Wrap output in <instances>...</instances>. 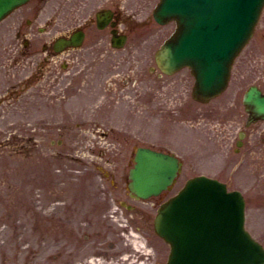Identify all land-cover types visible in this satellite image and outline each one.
<instances>
[{"label": "rangeland", "instance_id": "rangeland-1", "mask_svg": "<svg viewBox=\"0 0 264 264\" xmlns=\"http://www.w3.org/2000/svg\"><path fill=\"white\" fill-rule=\"evenodd\" d=\"M6 26V22L0 25V59L5 65L10 59L4 53ZM155 26L151 21L150 30L159 36L155 42L171 32H159ZM261 38L264 42V16L256 39L235 65L229 91L208 105L192 99L194 79L186 69L164 81L145 78L143 83L134 80L121 85L115 75L109 77L112 70H117L111 59H85L76 69L85 74L82 79L72 76L73 64L58 59L61 77L53 92L58 99L48 103L46 97L51 90L46 87L41 109L35 102L25 109L0 108V264H55L53 242L60 236L57 233L66 230L72 232V241L81 243L78 249L84 247L83 254H78L82 257L93 246L84 242L86 235L94 239L95 232H105L109 241H117L124 253L133 255L134 264L152 256L150 249H156V255H168L169 246L153 229L159 205L174 195L190 175L214 176L225 158L228 167L219 177L243 192L247 229L264 244V171L257 186V171L248 161L230 177L243 151L236 154L234 142L244 124V118L237 116L240 109L243 113L242 95L253 83L254 72L258 76L264 69ZM151 46L152 42L135 55L145 62L147 71L152 62L145 56ZM129 65L124 62L119 69L127 71ZM11 77L0 70V91L7 84L4 79ZM117 93L128 96L115 102L110 97ZM233 104L239 108L232 115L225 108L220 112L222 106ZM220 144L225 148L218 153ZM139 146L171 151L185 162L171 191L144 202L130 199L127 190L129 170ZM213 154L221 157H211ZM190 156L194 162L189 167ZM107 173L112 177H105ZM121 202L133 206L134 211L117 209ZM58 217L70 220L64 223ZM134 240L140 248L134 246ZM139 249L142 253L138 254ZM132 255L124 254V259Z\"/></svg>", "mask_w": 264, "mask_h": 264}, {"label": "water", "instance_id": "water-1", "mask_svg": "<svg viewBox=\"0 0 264 264\" xmlns=\"http://www.w3.org/2000/svg\"><path fill=\"white\" fill-rule=\"evenodd\" d=\"M23 0H0V20ZM264 0H163L160 22L176 18V36L157 54L167 74L190 66L194 97L207 101L226 85L229 68L253 34ZM251 100L247 95L246 103ZM264 114V97L254 102ZM131 170L130 189L147 199L170 186L180 164L172 156L140 148ZM155 230L172 251L169 264H264V250L244 230V201L239 193L204 177L164 204Z\"/></svg>", "mask_w": 264, "mask_h": 264}, {"label": "flooded vegetation", "instance_id": "flooded-vegetation-1", "mask_svg": "<svg viewBox=\"0 0 264 264\" xmlns=\"http://www.w3.org/2000/svg\"><path fill=\"white\" fill-rule=\"evenodd\" d=\"M139 5L140 0H135V2L134 0H61L54 8L50 25L43 29L38 25L41 16L40 4H36L30 10H22L11 18L6 36L9 37L11 45L13 44L12 39L17 42L24 39L27 49L25 58L27 59H42L41 54L43 53L45 54L43 59L57 58L58 50L62 46L57 44L60 42L59 38L70 40L73 43L72 46L63 50L66 51L65 57L72 59L73 63L78 62V59H133L136 58L133 54L147 42L145 33L138 28L139 10L137 6ZM103 10L110 12V20H106L108 24L101 30L98 28L97 14ZM29 16H31L30 19ZM60 30H64L61 37H54V34ZM44 35H48L49 39L43 42ZM123 35L127 37V46L123 49L114 48L112 43L114 37ZM81 37L83 38L81 45L75 46ZM31 64L33 65L34 62ZM35 64L34 73L30 78L36 76L38 84L41 81L43 65L39 62ZM27 78H20L17 83L8 87V100L7 98L1 100L0 105L25 106L28 103ZM258 125V123L253 125L250 141L262 148L264 133L258 135ZM56 244L62 246L57 248L58 259L62 260V264H76L84 261L77 257L65 258L71 249L70 241H56ZM94 244L98 246L96 250H99L96 255L101 256L100 264H119L122 252L117 249L116 242L108 243L104 240L95 241ZM153 264H161V262L157 259L153 261Z\"/></svg>", "mask_w": 264, "mask_h": 264}, {"label": "bare ground", "instance_id": "bare-ground-1", "mask_svg": "<svg viewBox=\"0 0 264 264\" xmlns=\"http://www.w3.org/2000/svg\"><path fill=\"white\" fill-rule=\"evenodd\" d=\"M135 237H136V236H134L133 238H135ZM133 244H134V246L137 247V248H140V247H141V246L139 245V243H137L136 240L133 241ZM138 251H139L138 254H139V253H142L140 249H139ZM132 260H133V259H132ZM133 262H134V260H133ZM122 264H124V261H122Z\"/></svg>", "mask_w": 264, "mask_h": 264}]
</instances>
